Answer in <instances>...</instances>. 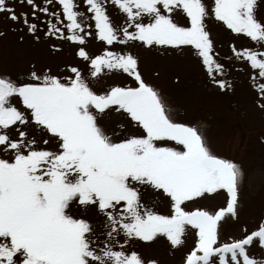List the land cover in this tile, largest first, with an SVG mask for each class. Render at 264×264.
I'll use <instances>...</instances> for the list:
<instances>
[{
    "label": "snow or ice",
    "instance_id": "obj_1",
    "mask_svg": "<svg viewBox=\"0 0 264 264\" xmlns=\"http://www.w3.org/2000/svg\"><path fill=\"white\" fill-rule=\"evenodd\" d=\"M258 5L0 0V14L20 26L14 31L26 30L37 43L41 32L54 38L59 43L50 46L52 54L70 43L86 64V71L68 63L53 70L32 62L16 78L0 72V264H158L132 245L163 237L178 249L189 232L194 246L183 264H264L250 254L254 244L264 250V221L251 232L243 228L240 238L220 235L223 222L239 219L242 166L216 151L210 125L175 105L153 82L158 71L146 79L129 50L138 45L192 59L207 86L226 93L233 88L230 69L217 59L209 27L220 23L257 45L238 50L231 44L228 59L253 70L250 84L264 110ZM109 8L116 9V20ZM93 36L106 45L95 56L86 50ZM105 70L131 82L98 92L94 85ZM221 194L222 205L198 206Z\"/></svg>",
    "mask_w": 264,
    "mask_h": 264
},
{
    "label": "rangeland",
    "instance_id": "obj_2",
    "mask_svg": "<svg viewBox=\"0 0 264 264\" xmlns=\"http://www.w3.org/2000/svg\"><path fill=\"white\" fill-rule=\"evenodd\" d=\"M77 3L79 4L80 0H77ZM21 10L17 5V12ZM23 10L30 11L27 8ZM80 10H83V5ZM108 14L114 20L117 19L115 8H109ZM257 15L264 18V0H259ZM19 27L10 22L6 14H0V32L4 33L0 36V72H6L16 78L26 74L32 62L38 67L49 65L53 70L58 65L68 63L86 71L85 62L75 57L76 48L70 43L62 45V52L52 54L49 48L52 44H58V41L54 38H44L41 32V40L37 43L26 30H13ZM209 27L215 51L219 53L217 59L230 69L227 78L232 81L233 88L226 93L209 88L202 66L192 59L178 54L162 55L161 51L144 50L138 45L130 46L129 50L139 57L140 70L146 79H152L153 73L158 71L160 77L153 82L168 93L175 105L193 119H203L210 125L216 151L242 166L239 219H228L222 223L220 229L221 239L227 241L230 238H240L243 228L246 227L248 232H251L264 221V110L258 107V94L250 84L253 70L246 62L228 59L232 55L231 44H235L238 50L256 49L257 45L242 34L231 33L220 23L210 22ZM21 35L24 36L22 42ZM105 47L106 45L95 36L89 38L86 43V50L92 56L101 54ZM177 77L179 84L174 83ZM126 82H131L126 76L105 70L94 88L99 92L110 85ZM223 203L224 194H221L202 201L198 206L215 207ZM157 210L167 211L163 206H158ZM194 240V235L189 232L185 244L178 249H173L163 237L151 243L135 242L132 247L145 260L155 259L158 264H183L186 253L194 246ZM250 254L264 259V250L256 244L251 246Z\"/></svg>",
    "mask_w": 264,
    "mask_h": 264
}]
</instances>
